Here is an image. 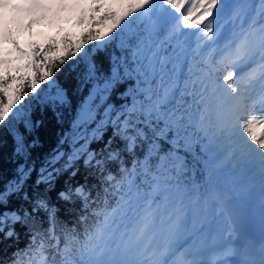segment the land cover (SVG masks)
Returning a JSON list of instances; mask_svg holds the SVG:
<instances>
[{
    "label": "snow or ice",
    "instance_id": "snow-or-ice-1",
    "mask_svg": "<svg viewBox=\"0 0 264 264\" xmlns=\"http://www.w3.org/2000/svg\"><path fill=\"white\" fill-rule=\"evenodd\" d=\"M89 50L110 54V74ZM81 59L82 79L93 87L74 128L96 121V108L121 86L126 90L121 101L106 104L90 135L71 137L72 151L62 168L54 165L66 153L54 151L35 181L43 191L30 193L34 166L27 163L16 121L26 115L23 106L30 97L63 101L61 89L43 97L42 90L55 83L65 65ZM222 96L231 101L226 117L218 103ZM97 98L100 104L90 109ZM24 123L35 127L27 119ZM0 127L12 133L16 154L25 158L13 178L0 173V234L19 239L14 228L19 224L29 237L11 255L0 250V264H77V247L81 258L93 254L133 201L141 235L157 223L171 235L188 219L189 200L199 205L192 208L189 234L204 229V240L210 238L197 250L211 248L208 264H232L236 227L230 218L226 229L216 221L226 210L228 193L211 188L201 194V185L193 182L189 197V185L181 179L188 171L182 153L200 160L209 176L227 161L251 159L264 182V0H0ZM108 127L111 138L99 151L91 150ZM79 140L84 142L76 147ZM222 149L223 157L210 163ZM81 158L102 190L93 197L86 184L68 185L57 193L59 201L82 202L70 223L60 219L49 193L61 172ZM117 195L113 205L111 197ZM13 198L29 207L9 210ZM258 243L264 264V237ZM187 254L188 249L177 252L171 264H194Z\"/></svg>",
    "mask_w": 264,
    "mask_h": 264
},
{
    "label": "trees",
    "instance_id": "trees-1",
    "mask_svg": "<svg viewBox=\"0 0 264 264\" xmlns=\"http://www.w3.org/2000/svg\"><path fill=\"white\" fill-rule=\"evenodd\" d=\"M117 54L119 51L116 50ZM89 54L94 61H97L99 67L102 68L105 75L110 74L111 60L110 54H105L104 50H98L95 53ZM85 65L83 60L71 61L65 65L60 72L56 74L55 83L51 86H44L41 96H55L57 88L61 89L64 93L63 101H56L55 103L50 100H35L31 97L26 101L23 106V110L26 115L16 121V129L24 136L27 145L28 157L27 163L34 166V170L27 181L28 191L31 193L34 190L43 191L44 185H35V181L39 175V169L45 165V162L50 158L54 151L59 148L64 151L66 155L57 161L54 167L62 168L67 161V154L72 151L71 137L73 135L87 134L90 135L92 129L96 127V122L103 118V109L107 103L116 104L122 100L120 96L121 91L126 90V86H121L120 90L113 96L109 97V100L105 104L96 108V121L77 126L73 125L80 118L81 112L84 109V105L88 102V97L91 95V89L93 82L83 81V71ZM97 104H100L99 98L92 101L90 109L95 108ZM230 108L221 109L222 114L226 117ZM25 119L32 122L35 125L34 128L29 129L24 121ZM112 129L108 127L103 134V139L100 141H93L89 148L91 150L99 151L103 146V143L111 138ZM64 139L65 143L61 144L60 141ZM84 141L79 140L76 147H79ZM121 142L117 140V144ZM16 143L14 136L6 128L0 127V173L3 174L5 180L13 178L15 169L22 163H25V158L20 157L15 152ZM203 159H208V156L199 152ZM139 154V151H138ZM187 159L188 171L181 178L185 184L191 185L193 182L199 183L205 176L207 171L204 168L203 163L200 160H196L190 153H182ZM130 159V157H128ZM238 169L242 171H248L256 164L251 159H238ZM130 166V165H129ZM113 171L116 169V165H110ZM77 171L76 176L72 177L71 173ZM86 184L93 197L96 196L98 191H101V184L96 175L91 174L89 169H86L83 165V158L76 162V164L69 168L67 171H62L56 181L55 189L49 193L53 204L59 209L58 215L61 220L67 222H73L77 212L82 206V202L77 201L76 204L65 203L57 200V193L64 190L68 185L73 187L77 185ZM24 204L25 207L29 205L22 199L17 200L13 198L12 202L8 205L9 210H15L19 205ZM75 208V211L72 209ZM14 228L19 236L5 239L3 234H0V250H5L7 255H11L16 250V246L21 248L25 247L28 242V235L26 228L19 224L14 225Z\"/></svg>",
    "mask_w": 264,
    "mask_h": 264
},
{
    "label": "clouds",
    "instance_id": "clouds-1",
    "mask_svg": "<svg viewBox=\"0 0 264 264\" xmlns=\"http://www.w3.org/2000/svg\"><path fill=\"white\" fill-rule=\"evenodd\" d=\"M223 154V149L218 151L210 163H215L216 160L221 159ZM238 164V159H234L225 162L219 168L213 169L211 176L207 174L199 182L201 194L211 188L228 193V198L225 201L226 208L238 190ZM142 187L146 188L144 185ZM191 195V185H189V197ZM189 197H186V200ZM118 199L119 195L111 197L113 205ZM193 207H199V205H192L189 200L188 219L178 224L173 234L169 235L167 230L160 231L157 223L156 229L147 230L141 235L136 230L140 215L139 208L137 202L133 201L125 214L115 218L105 234L97 241L96 250L93 254H84L81 258L77 247L73 258L77 264H171L177 252L188 249L187 258L192 260L194 264H208L212 252L211 248L201 251L197 249L202 248V241L210 243V238L207 241L204 240L201 235L204 229H199L192 234H189L188 231L191 228ZM209 211L215 215L214 208ZM221 213L216 216V220L217 217L221 216ZM174 219L175 217H173ZM260 239L252 236L242 237L236 231L230 243V247L233 248L231 261L236 258L238 264H261L258 243Z\"/></svg>",
    "mask_w": 264,
    "mask_h": 264
},
{
    "label": "rangeland",
    "instance_id": "rangeland-1",
    "mask_svg": "<svg viewBox=\"0 0 264 264\" xmlns=\"http://www.w3.org/2000/svg\"><path fill=\"white\" fill-rule=\"evenodd\" d=\"M216 55L219 56V53ZM225 99V105L231 104V101ZM218 103L222 105L224 101L222 102L220 98ZM237 180L238 190L229 201L225 212L217 217V224L226 229L230 218L240 236H242V230L247 232L249 229L255 236L264 237V182L255 170H250L248 173L238 170ZM257 223L260 224V228Z\"/></svg>",
    "mask_w": 264,
    "mask_h": 264
},
{
    "label": "bare ground",
    "instance_id": "bare-ground-1",
    "mask_svg": "<svg viewBox=\"0 0 264 264\" xmlns=\"http://www.w3.org/2000/svg\"><path fill=\"white\" fill-rule=\"evenodd\" d=\"M257 210H258V209H257ZM254 213H255V212H254ZM254 213H253V214H254ZM262 214H263V213H262ZM256 217H257V216H256ZM236 224H237V223H236ZM257 224H258V227L260 228V227H261L260 224H259V223H257ZM236 226H237V225H236ZM240 228H241V227H240ZM240 228H239V229H240ZM259 230H260V229H259ZM239 231H240V230H239ZM260 233H261V232H260ZM239 234H240V233H239ZM254 237H255V236H254ZM255 238L260 239L261 237L258 236V237H255Z\"/></svg>",
    "mask_w": 264,
    "mask_h": 264
}]
</instances>
